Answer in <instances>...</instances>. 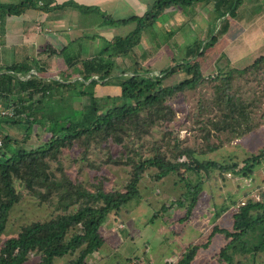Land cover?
Listing matches in <instances>:
<instances>
[{"label":"rangeland","instance_id":"obj_1","mask_svg":"<svg viewBox=\"0 0 264 264\" xmlns=\"http://www.w3.org/2000/svg\"><path fill=\"white\" fill-rule=\"evenodd\" d=\"M20 1L22 0H0V3ZM245 1H247V7H258V10L251 14V17L259 19L257 15L261 11V0ZM210 3L207 5L198 2L190 7L181 8L185 12H181L177 8H174L172 12L166 10L157 22L147 30L139 45L134 47L128 55L114 59L111 75L106 78L95 75L87 80L79 73L82 65L77 62L80 59L68 70L67 62H62L57 57L47 58V52L36 55L34 48L26 46L20 48L24 52L32 51L30 63L35 69L33 72L38 73L39 77L47 81L53 80L55 82L58 80L62 82L58 89L52 90V94L46 97L45 102L41 105L44 107L41 114L44 117H51L54 113L56 115L69 113V115L77 116L83 121L84 114L87 113L86 110L91 109L94 103L101 105V109L111 108V105L121 102L120 99L117 101L114 99L121 91L119 81L134 73L150 77L159 75L162 69L171 66L175 72L164 79V86L174 85L184 79L186 68L184 69L182 64L188 61L192 63L195 60L199 61L204 73L205 80L202 85L187 93H178L169 98L175 110V117L171 121H161L155 124L150 133L141 140H136L131 135L124 143H117L113 139L95 142L99 139L98 136H95L88 146L77 138H74L70 144L61 140V154L57 160H49L50 170L53 173L61 176L62 172H65L74 183L78 182L91 190H95L99 185L106 190H124L130 181V166L125 162L115 163L112 159L122 158L126 160L135 155L140 157L151 156L154 153V140L165 143L178 135L183 145L197 146L201 149V153L197 155L200 160L211 159L228 163L235 161L240 164L246 158L255 156L264 149V62L262 69L257 74L250 72L242 74L256 59L264 56V45L257 46L255 51L253 50L254 53L251 52L254 54L253 60L239 61L243 54L247 53V47L240 43L236 45L233 42L230 43L225 38L224 33L227 31V28H224L225 17L216 21V25L209 23V20L212 21L216 15L213 9L209 10L213 7V2L210 1ZM31 9L35 10V7ZM40 12H42L43 17L45 12L43 10ZM80 20L82 21L81 26L88 24L85 27H89L90 23L102 22L103 15L97 12H87L81 14ZM209 25L211 26L210 29ZM239 25L238 23L237 26ZM98 26L95 25L96 28L93 29L96 30V35H91L97 40L95 51L102 50L106 42L103 34L97 29ZM108 27L111 35L125 36L134 30L135 24H119L105 28ZM89 32L92 31H86L87 36H90ZM30 36L32 37L29 35V38ZM91 36L87 37L86 41L83 39L76 40L74 45L65 48L67 53L70 51L77 53L81 50L82 56L80 58L87 59L89 52L92 51L89 44L91 43L89 42L90 39H93ZM222 37L223 39H221ZM40 39H45L44 33ZM41 50L43 52L44 47ZM43 63L46 64V67L51 66L52 69L58 71L60 69L64 72L57 73V70L49 69L42 71L39 68L42 67ZM231 67H236L241 71L234 78L231 91L235 100L244 104L247 112V116L242 120L236 113V121L241 120L244 124L250 123L255 126L242 135H238L239 130L245 127L242 125L238 127V122L230 123L227 128L222 130H216L213 128L214 126L210 125L212 131L210 141L218 144V148L205 152L204 150L207 149L205 143L206 130L202 126V119L204 116L206 119L208 116L216 117L217 107L213 102L212 105H209V101L218 94L222 81L215 77L219 71L225 72ZM38 70L41 71L38 72ZM65 71L71 75H67ZM91 80L98 81L90 83ZM63 82L73 83V85L65 87ZM1 100L0 97V114L13 116L14 109L12 106L10 114H8L9 108H4V102ZM143 114L147 115L146 112ZM22 117L24 120L25 115ZM30 117L34 119L37 116H28L27 120ZM29 126L30 128L25 132L26 124L16 125L13 128L0 125L2 144H6L5 136L10 135L13 139L12 143L17 148L45 146L50 138V133L48 134L38 122ZM171 143L173 142L171 141ZM9 148L11 146L7 145L5 150ZM162 150L165 151L166 146H163ZM155 173L156 168L149 167L147 169L139 184L140 199L132 200L127 206L112 213L101 229L102 236L111 240V230H115L116 227H118L116 229L127 227L132 231L137 225L147 226L141 232L135 233V239L129 240L133 241L132 245L141 248L137 255L138 264H149L150 258L161 262L163 258L168 256L167 259L169 260H178L179 254L186 250L191 243L205 242L216 224L231 227L232 214L237 203L240 204L245 201L248 196L260 199L261 194L264 193V163L256 169L252 178L231 172L222 174L217 169L189 170L180 172L181 174H171L161 180L154 179ZM182 177H187L194 183L202 181L204 185L198 203L193 208L190 217L185 220L181 219L185 217L189 201L185 200V204H179L180 201L186 199L185 193L187 191L186 182ZM14 185L21 197L12 207L6 228L0 235V251L5 241L17 236L23 227L32 222L50 220L63 212L56 207L58 202L56 194H53L49 200H42L30 192L23 179L15 178ZM165 203H173L170 210L163 211ZM156 210L161 211L159 217L155 216ZM219 241L224 244V237H216L213 244L207 249H201L197 254L196 261L202 260L200 255L206 252L212 253V256L206 259L207 263H219L214 257ZM108 243L110 250H114V252L110 251L109 257L103 256L101 258L99 256L98 264H123V255L127 243L120 248L112 246L113 242L112 244ZM129 245L130 242L127 247ZM101 252H96L94 255L97 257ZM76 255L77 252L68 253L57 258L53 264H69ZM39 258L40 253L33 252L24 264H33ZM237 260L243 261V264H264V255H256L254 259L249 255H241L238 256Z\"/></svg>","mask_w":264,"mask_h":264},{"label":"trees","instance_id":"obj_2","mask_svg":"<svg viewBox=\"0 0 264 264\" xmlns=\"http://www.w3.org/2000/svg\"><path fill=\"white\" fill-rule=\"evenodd\" d=\"M200 1L202 0H155L152 8L145 14L119 20H114L106 14L105 17L111 22L123 25L135 23V28L125 36L117 35L111 41H107L105 48L92 59L87 58L77 62L82 65L79 73L87 80L95 75L102 78L110 76L114 59L128 55L139 45L147 30L167 9L186 8ZM206 1H214L220 9V15L229 17L235 15L242 3V0ZM71 4L73 3H68ZM36 6H38L37 0L0 3V17L6 14L22 15L27 9ZM77 7L84 11H99L97 7L81 4ZM221 7L226 9L221 10ZM263 62L264 56L259 57L242 74L245 72L257 74L262 69ZM67 64L69 70L75 62L67 61ZM182 67L186 68V76L171 86L163 85L164 79L175 72L171 66L162 69L161 73L155 76L148 77L138 73L127 76L119 81L121 91L114 97L116 101L120 99L121 102L111 105L109 109H101V105L94 103L91 109L86 110L83 121L69 113L64 115L54 113L51 117L41 115L44 108L41 105L46 97L52 94V90L58 89L62 82L47 81L39 77L38 73L33 72L30 58L25 62H15L8 67L0 68V97L4 102L3 107L12 106L14 109L13 116L0 114V125L13 128L16 125L26 124V132L30 128L29 125L38 122L48 134L50 133L45 146L17 148L12 143L13 139L10 135L5 136L6 144L0 145V235L6 228L12 207L21 197L14 185L15 178L23 179L30 192L42 200H49L53 194H56L58 197L56 207L63 211L50 220L32 222L23 227L17 236L7 239L0 251V264H24L33 252L40 253L39 260L33 264H53L57 258L75 252L77 255L69 264H87L88 259L103 246L104 237L101 229L109 216L127 206L132 200L140 199L139 184L149 167L156 168V173L153 175L156 180L175 173L202 169H217L222 174L231 172L244 177H253L256 169L264 163V149L255 156L246 158L242 164L235 161L228 163L211 159L200 160L197 155L201 153V149L197 146L183 145L178 135L165 143L154 140V153L151 156L135 155L126 160L112 159L115 163L125 162L130 166V181L124 190H106L101 185L91 190L78 182L74 183L65 172L57 176L50 170L49 160H57L61 154V140L70 144L74 138H77L88 146L90 141L98 136L99 139L95 142L113 139L117 143H124L131 135L134 139L141 140L150 133L155 124L171 121L175 117V110L169 98L178 93L192 91L205 80L199 61L185 62ZM39 69L45 70L43 67ZM240 72L238 68L231 67L225 72L219 71L215 77L222 83L218 94L209 101V105L213 102L217 107L216 117L208 116L206 119L204 116L202 119V126L206 130L205 152L218 148V144L210 141L212 133L210 125L216 130H222L230 123L238 122V127L245 126L244 129L239 130L238 135L255 126L241 121L247 116L246 107L235 100L231 91L234 78ZM65 73L71 75L67 71ZM94 81L98 80H91L90 83ZM63 84L65 87L73 85L66 82ZM37 97L39 98L36 99ZM144 112L147 115H144ZM236 113L241 120L236 121ZM24 115L26 120L22 119ZM32 115L37 117L34 119L30 117L27 120V117ZM7 145L11 148L5 150ZM163 146H166L167 151L162 150ZM128 147L130 149V146ZM182 178L186 182L187 191L186 199L179 204H185V200L189 201L185 217L181 219L185 220L190 217L198 203L204 185L202 181L194 183L187 177ZM171 206L173 203H165L163 211L170 210ZM160 212L156 210L155 216L159 217ZM217 235L225 239V243L214 256L220 264L224 262L243 264V261L237 260L238 256L249 255L254 259L256 255H264V193L261 194L260 199L248 196L244 204L237 203L232 214V226L216 224L207 240L191 243L179 256L177 264L193 263L199 250L208 248Z\"/></svg>","mask_w":264,"mask_h":264},{"label":"crops","instance_id":"obj_3","mask_svg":"<svg viewBox=\"0 0 264 264\" xmlns=\"http://www.w3.org/2000/svg\"><path fill=\"white\" fill-rule=\"evenodd\" d=\"M251 0H249L250 2ZM155 0H37L38 6L34 9H27L22 15H1L0 17V68L8 67L15 62H25L29 59L33 54L32 51L20 50L21 47H31L32 49H36V55H41L44 52H47V58H55L62 60V62L67 61H82V51L80 52H68L67 49L69 46L74 45L76 40H85L87 37H90L92 34L96 35L95 25H99L97 29H99L102 36L105 37V41H111L116 35L110 34V29L105 28L106 26L112 27L113 25H119L117 22H111L105 15H110L114 20H119L123 18H129L133 15H143L148 10H150L154 4ZM213 2L212 9L215 11V16L212 18V21L209 20V23L216 25V21L220 18L225 19V27L227 31L224 33L225 38L230 42L240 43L243 46L247 47V53L243 54V57L239 61H251L254 58V51L257 46L264 45V0H261V11L258 13L257 17L259 19H254L251 17V14L258 10V7H250L246 6L247 1L242 0L241 5L236 10L234 16L229 17L227 15L221 16L220 9L217 4ZM68 3H73L68 5ZM210 5L211 3L202 0L199 2ZM85 5L91 7H97L99 11H84L81 10L77 5ZM174 8L180 10L181 12H185V10L181 9V7H171L167 10L172 12ZM226 7H221V10H225ZM43 10L45 12L42 17ZM176 10V11H177ZM39 12V13H38ZM90 12H97L103 15L102 22L90 23L89 27L82 25V21L80 20L81 14ZM163 15V14H162ZM228 17V18H227ZM240 24L237 26V24ZM135 24V23H134ZM209 25V29H210ZM74 31V32H72ZM86 31L89 32L90 36L86 35ZM42 33H44L45 39H40ZM227 33V34H226ZM235 34V35H234ZM29 35H32V37ZM90 39L89 43L91 45L92 51L89 52L88 59H92L96 54H99L106 46V42L103 45L102 50L95 51L96 49V39ZM223 39V37L221 38ZM220 39V40H221ZM86 41V40H85ZM44 47V51L42 52V48ZM254 50V51H253ZM253 52V53H251ZM45 55V57H46ZM18 58V59H17ZM31 59V58H30ZM18 60V61H17ZM46 64L43 63L42 67L46 71L57 69H52L51 66L46 67ZM35 69H33L34 71ZM58 71V70H57ZM60 70L57 73L62 72ZM147 226L143 227L141 225H137L135 229L129 230L127 227H122L121 229L111 230L110 235L112 237L111 240L109 238H104V243L102 248L99 251H102L97 257L93 254L89 259L87 264H98L99 256L103 258V256L109 257L110 251L114 252V250H110L109 243L116 248H120L122 245H125L130 239H135L137 232H141ZM114 231V232H113ZM153 236V235H152ZM220 238V235L214 237ZM213 239V241H214ZM220 240V239H219ZM213 241L211 244H213ZM130 245L127 247V245ZM126 244V250L123 255L124 262L123 264H138L139 259H137L138 252L140 251V246L132 245L133 241H129ZM201 243V242H200ZM210 244V245H211ZM219 245H223L219 241ZM217 246V250L222 247ZM220 247V248H219ZM104 249V250H103ZM115 249V248H114ZM187 249V248H186ZM205 249V248H203ZM207 249V248H206ZM97 251V252H99ZM186 250H183L179 256L184 253ZM200 251V250H199ZM202 260L196 261V259L191 264H209L206 259L212 256V253H202L200 255ZM169 257V256H168ZM167 257V258H168ZM178 257V256H177ZM136 258V260H134ZM167 258H163L161 262L155 261V259L150 258L149 264H177L178 260H169ZM179 259V257H178ZM94 260V261H93ZM92 261V263H91ZM206 261V262H205ZM197 262V263H196ZM211 264V263H210ZM219 264V263H217Z\"/></svg>","mask_w":264,"mask_h":264},{"label":"built area","instance_id":"obj_4","mask_svg":"<svg viewBox=\"0 0 264 264\" xmlns=\"http://www.w3.org/2000/svg\"><path fill=\"white\" fill-rule=\"evenodd\" d=\"M10 109H11V108H9V110H8V114H10ZM0 145H2V141H1V140H0ZM244 203H245V201H242V202H241V204H244Z\"/></svg>","mask_w":264,"mask_h":264}]
</instances>
